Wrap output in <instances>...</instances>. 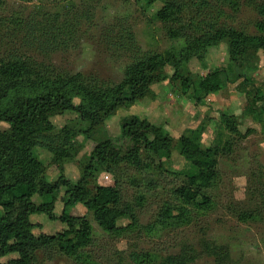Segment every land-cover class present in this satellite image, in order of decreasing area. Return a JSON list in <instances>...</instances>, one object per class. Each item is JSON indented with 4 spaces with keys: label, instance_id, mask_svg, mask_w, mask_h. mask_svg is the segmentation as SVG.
<instances>
[{
    "label": "trees",
    "instance_id": "obj_1",
    "mask_svg": "<svg viewBox=\"0 0 264 264\" xmlns=\"http://www.w3.org/2000/svg\"><path fill=\"white\" fill-rule=\"evenodd\" d=\"M162 1L158 17L165 23L168 37L174 43L179 41L180 47L173 45L165 52L139 51L126 67L121 82H108L83 72L60 71L52 64L17 51L0 59V206L4 210L0 216V264H37L41 254L48 259L65 256L89 264L88 249L95 243L96 226L110 237L138 230L137 208L124 193L125 182L135 184L134 175L156 174L163 180L175 181L172 192L180 203L168 202L163 206L159 223L164 227L190 224L192 211H208L213 207L209 192L220 180L218 156L232 146L231 140L224 138V131L241 134L230 114L222 113V132L208 147L193 134L175 139L162 125L138 115L127 117L120 135L101 139L85 158L77 181L65 176L64 166L58 179L48 181L46 165L35 152L37 148H45L54 154L55 163L64 165L83 149L76 141L79 134L92 138L108 117L122 107L155 96L153 86L168 78L175 84L179 82L183 93L193 90L196 101L203 102L207 96L244 77L240 90L252 96L244 110L264 121V90L254 87L248 91L246 74L237 70L257 68L259 52L264 53V0H249L262 16L257 24L260 34L249 33L224 20L220 6L238 8L239 0ZM54 29L42 25L39 32L50 38ZM60 32L57 29L52 40L49 39L51 46L65 44ZM224 41L228 43L230 66L194 77L190 62L195 58L203 60L211 46ZM167 66L174 69L171 77ZM67 111L76 112L78 119L57 129L51 117ZM178 145L180 154L198 168L197 174L171 172L166 168V160ZM102 172L112 177V184L99 182ZM149 184L152 188L160 186L152 179ZM60 198L64 210L58 216L55 210ZM78 204H83L88 213H73ZM174 211L178 214H173ZM36 214L59 220L67 228L56 234L36 235L34 231L39 224L32 220ZM244 216H248L247 212ZM124 218L130 223L120 226L119 221ZM204 246L211 248L217 257L222 254L219 246L210 247L206 243ZM11 254L17 256L1 261ZM196 254V250L187 247L176 255L134 252L132 258L135 264H190Z\"/></svg>",
    "mask_w": 264,
    "mask_h": 264
},
{
    "label": "rangeland",
    "instance_id": "obj_2",
    "mask_svg": "<svg viewBox=\"0 0 264 264\" xmlns=\"http://www.w3.org/2000/svg\"><path fill=\"white\" fill-rule=\"evenodd\" d=\"M239 2L238 8L227 4L220 6L224 20L249 33L260 34L257 24L262 16L258 8L249 0ZM163 5L162 0L152 3L150 0H0V59L17 51L52 64L60 71L83 72L108 82H121L126 67L139 51L165 52L173 45L180 47L179 41L174 43L168 37V29L158 17ZM42 25L54 26L55 33H50V38L40 35ZM57 29L62 31L59 34L62 33L65 44L51 46L49 39L52 40ZM259 57L257 68L237 69L246 74L248 91L254 87L264 90L262 51ZM229 66V48L225 41L211 46L203 60L195 58L189 65L194 77ZM167 71L170 77L174 73L171 66H167ZM243 81L244 77L207 96L203 102H197L193 90L183 93L180 83L175 84L168 78L153 86L155 96L122 107L108 117L92 138L79 134L76 141L83 149L64 165L55 163L54 154L49 150H35L46 165L48 181L58 179L63 166L65 176L77 181L81 176V164L93 148L103 138L120 135L124 119L132 115L164 126L175 139L183 134L198 136L204 147L214 144L222 132V113L236 119L241 134L224 131V138L231 140L232 146L218 156L220 180L209 192L214 201L211 209L192 211L190 224L164 227L159 223L163 206L168 202L180 203L172 192L175 181L172 178L163 180L156 174L134 175L135 184L125 182L124 193L137 208L138 230L126 236L110 237L96 226L95 243L88 249L89 264H135L134 252L167 256L180 254L187 247L197 251L190 264H264V121L244 110L252 96L240 90ZM78 117L76 112L67 111L53 115L51 120L61 129L73 124ZM180 149L179 145L175 147L171 158L166 160L168 171L197 174L198 168L180 154ZM150 179L160 186L152 188ZM98 180L102 184H112V177L103 172ZM64 193L65 189L62 197ZM35 200L41 202L39 197ZM63 210L64 202L60 198L56 215L61 216ZM72 212L76 215L88 213L83 204L75 206ZM3 214L0 206V216ZM32 220L39 224L34 231L36 235L56 234L67 228L66 224L44 214L33 215ZM128 223V218L119 221L120 226ZM205 243L221 247L220 257L212 254ZM16 256L11 254L1 261ZM37 264L82 263L65 256L48 259L41 254Z\"/></svg>",
    "mask_w": 264,
    "mask_h": 264
}]
</instances>
